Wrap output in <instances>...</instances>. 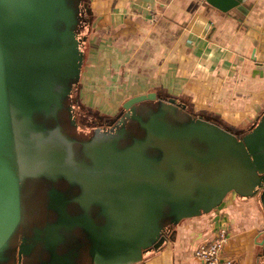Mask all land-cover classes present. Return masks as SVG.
Listing matches in <instances>:
<instances>
[{"label": "water", "instance_id": "95a60500", "mask_svg": "<svg viewBox=\"0 0 264 264\" xmlns=\"http://www.w3.org/2000/svg\"><path fill=\"white\" fill-rule=\"evenodd\" d=\"M207 1L227 10L243 0ZM80 2L0 0V264L16 259L29 218L45 223L24 240L44 246L40 264H132L229 191L259 192L264 206V111L238 135L147 92L124 100L110 129L79 131ZM27 198L41 211L28 214Z\"/></svg>", "mask_w": 264, "mask_h": 264}, {"label": "crops", "instance_id": "0c3cea01", "mask_svg": "<svg viewBox=\"0 0 264 264\" xmlns=\"http://www.w3.org/2000/svg\"><path fill=\"white\" fill-rule=\"evenodd\" d=\"M82 1L90 31L78 94H113L114 101L154 92L238 135L264 111V0L227 10L207 0ZM222 227L228 239L220 264H264L260 193L234 191L211 211L180 220L132 264H202L195 247Z\"/></svg>", "mask_w": 264, "mask_h": 264}, {"label": "rangeland", "instance_id": "374dc122", "mask_svg": "<svg viewBox=\"0 0 264 264\" xmlns=\"http://www.w3.org/2000/svg\"><path fill=\"white\" fill-rule=\"evenodd\" d=\"M88 25L87 23L81 28L82 34H80L83 37L87 36L90 31ZM81 45L84 46L83 43ZM87 46L90 50L91 45L88 44ZM83 49L86 52L87 49L85 47H83ZM72 95L73 114L78 123L77 127L79 130H87L93 121L110 120L116 112L122 108L123 101L129 97L126 96L123 98V95H121L118 99L116 98V100L114 99L113 101V94H74V92H72ZM29 206V203L25 204V211L28 210V214Z\"/></svg>", "mask_w": 264, "mask_h": 264}, {"label": "flooded vegetation", "instance_id": "af4514ba", "mask_svg": "<svg viewBox=\"0 0 264 264\" xmlns=\"http://www.w3.org/2000/svg\"><path fill=\"white\" fill-rule=\"evenodd\" d=\"M80 7H81V10L83 11V14L84 15H86L87 16V14H88V12H87V6H86V4L81 0V2H80ZM88 18V17H87ZM82 34V30L80 29V31H79V34H78V37L81 39V44H82V42H83V38L85 37H83L81 34ZM75 89H77V88H75ZM74 89V90H75ZM74 92V94H78V92L75 90V91H73ZM72 97H73V95H72V93H71V104H72ZM72 107H73V105H72ZM125 111V110H124ZM124 111H123V113H124ZM73 112H74V110H73ZM119 112H121V109L120 110H118L117 112H116V114L112 117L113 119H114V121H113V119H112V121L110 120V121H108L110 124H107V120L105 121V119L103 120V121H93L92 123H91V126L87 129V130H85V129H80L79 131L80 132H85V133H87V132H89L90 130L91 131H93L94 129H99V130H101V131H104V130H107V129H110L111 127H113V124L115 123V122H117L118 120H119V118L122 116V114H119L117 117H115L116 115H117V113H119ZM102 117V116H101ZM103 118V117H102ZM77 126H78V123H77ZM27 200H29V201H32V200H30L29 198H27ZM33 203H34V200L32 201V203H31V207H30V209H29V214L30 215H35L34 214V212L36 211V210H38V211H41V208H39L40 207V205H35V207H33L32 208V206H33ZM43 213H44V211H43ZM40 215V214H39ZM34 217V216H33ZM33 224V225H32ZM45 225V223L43 224V225H39L38 227L34 224V223H32L31 222V220H30V218H29V222H28V224H25L24 226L22 225L21 227H20V229H19V231H18V233H17V237H15L14 239H13V243H12V248L13 247H17V252H16V256H15V260H13V259H11L10 260V264H19V257H18V253H19V248L20 247H24V245L26 244V242H24V240L27 238V237H29V236H31V235H33V233L36 231V232H38V231H42V229L44 228L43 226ZM41 227H43L42 229H39V228H41ZM26 235V236H25ZM25 236V237H24ZM26 241H27V239H26ZM22 242H24V243H22ZM23 244V245H22ZM28 244V243H27ZM26 244V246H30L29 247V254H24V252H22L21 253V261H20V264H40L39 263V260H40V258L39 257H41L40 256V252H43L45 249H44V246H40V245H38V244H28L27 245ZM25 246V247H26ZM24 247V248H25ZM27 248V247H26Z\"/></svg>", "mask_w": 264, "mask_h": 264}, {"label": "built area", "instance_id": "2783aa9c", "mask_svg": "<svg viewBox=\"0 0 264 264\" xmlns=\"http://www.w3.org/2000/svg\"><path fill=\"white\" fill-rule=\"evenodd\" d=\"M228 239L227 229L222 227L218 229L216 236L208 241L200 242L194 249V256L202 264H220L221 253ZM223 263L231 264V260H224Z\"/></svg>", "mask_w": 264, "mask_h": 264}]
</instances>
